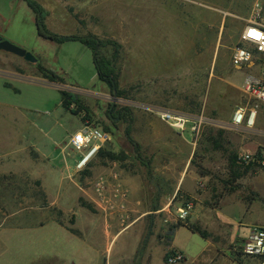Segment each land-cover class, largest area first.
Wrapping results in <instances>:
<instances>
[{"label": "rangeland", "instance_id": "obj_1", "mask_svg": "<svg viewBox=\"0 0 264 264\" xmlns=\"http://www.w3.org/2000/svg\"><path fill=\"white\" fill-rule=\"evenodd\" d=\"M33 1L45 11L50 32L103 41L102 54L115 62L123 96L112 111V90L99 79L90 48L39 36L27 2L0 0V37L38 59L29 63L0 51L25 65L6 59L0 76V264H163L168 252L177 251L172 245L184 249L188 261L206 249L203 263L214 254L212 242L234 259L233 248L245 238L234 231L241 222H264V206L246 213L248 203L230 204L221 212L226 224L209 209L220 208L222 196L225 202L234 197L246 202L255 189L264 202V168L238 163L243 153L264 152V133L258 131L264 105L254 129H233L235 110L247 99L225 84L238 79L232 54L237 46L247 47L241 35L255 20L256 3L264 0ZM112 42L120 46L117 60ZM40 65L61 80H43ZM9 71L25 75L14 79ZM60 90L70 92L89 115L67 111ZM147 108L191 119L186 128L196 153L182 172L206 178L198 187L201 198L176 194L161 200L174 182L161 169L182 164V156L164 138L145 137L142 143L140 119L155 115ZM83 126L108 129L105 151L122 160L96 156L77 172L82 154L71 147V138ZM177 144L183 146L182 140ZM102 178L107 185L100 193ZM115 185L125 197L115 196ZM199 202L209 228L194 216ZM188 204L192 210L182 219L180 209ZM179 222L205 229L211 238L184 229L169 236Z\"/></svg>", "mask_w": 264, "mask_h": 264}, {"label": "built area", "instance_id": "obj_2", "mask_svg": "<svg viewBox=\"0 0 264 264\" xmlns=\"http://www.w3.org/2000/svg\"><path fill=\"white\" fill-rule=\"evenodd\" d=\"M257 14L255 20L245 27L241 41L245 46H237L232 54L231 62L234 68L247 67L256 64L260 68V78L247 80L243 87L247 102L236 108L233 115L231 126L233 129H254L258 119V110L264 105V1L256 3ZM160 119L175 128L179 132H185L187 123L190 121L185 115H179L168 110L158 111ZM202 120L200 124H202ZM197 124L193 126V132L197 129ZM111 141V134L105 130L93 127L83 126L71 138V147L81 152L82 156L77 161L76 170L81 172L85 170L92 160L98 155L100 150ZM238 163L243 165H259L264 168V152L257 155L252 153H243L238 157ZM107 185V180L102 178L98 183L97 190L102 193ZM115 196L122 195L119 185H115ZM192 210V205L180 209V218H186ZM236 258L241 261L250 259H261L264 257V227H256L234 247ZM184 255L176 251L170 255L167 262L169 264H178L184 261Z\"/></svg>", "mask_w": 264, "mask_h": 264}, {"label": "crops", "instance_id": "obj_3", "mask_svg": "<svg viewBox=\"0 0 264 264\" xmlns=\"http://www.w3.org/2000/svg\"><path fill=\"white\" fill-rule=\"evenodd\" d=\"M6 59L11 63H15L20 68H25V65L21 62L19 63V62H16L14 59L4 58V57L0 56V69L3 70V72L0 70V76H2L1 74H4L5 68L3 66V63H4V60H6ZM235 69L237 70V73H238V79L235 81L228 80L225 83L226 88L229 90H237V91L240 90L241 91L240 93L244 97H246V95L243 92L244 84L248 79L249 80L259 79L260 78V68L256 64H251L247 67L235 68ZM9 72H10L9 75L14 79L21 78L22 75H25L23 73L19 74V73L12 72V71H9ZM41 78H42V76H41ZM26 79L30 80V78H23L22 80H26ZM231 88H234V89H231ZM146 111H147V113L155 114V115L146 114L140 119V122L142 124L141 127L143 129V132L141 134L143 137L142 143L145 142V137L147 140L149 138V139H154V141H159V142L162 138H164L169 143H172V144L174 143L172 145V148H174V150H176L177 155H180V157L182 156V161H181L182 164L178 165L176 162H174V163H170V165H168V166L167 165L164 166L163 169H161L162 173H164L163 176H166L169 179L172 178L174 180V182H172L173 183L172 184V190H170V192L167 194H162L163 196L161 197V200L163 199V201H166L167 199H169V197L174 198L176 194H179L182 196L185 195L186 197H194V198L200 197L198 194V187L204 186V185H202V181H204L206 178L201 177L197 174L185 175V177H184V172H182V171L186 170L187 162H190L194 158L195 153H196L195 145L192 143V139H191L192 133H190V132L187 133V128H186L185 132H179L175 128L171 127L169 124L163 122L160 119L159 114H158V111H160V110H156V111L153 110L152 111L149 108H147ZM260 115L263 118L260 117V122H258V131H261L262 133H264L263 132L264 131V116L262 114V110L260 112ZM154 116H156V117H154ZM154 120L157 123V126H156L157 128L156 127L154 128ZM256 125H257V123H256ZM167 126H168V129L165 130V127H167ZM162 128L164 130L161 132ZM186 133L188 134V136L186 135ZM162 134H164V135H162ZM172 138H174V139H172ZM179 140H182L183 146L181 144H179V145L177 144ZM181 167L183 170L181 169ZM249 175H250V177H252V180L255 179L254 175H251V173ZM239 180H241V177H240V179L239 178L237 179V181H239ZM127 183H128V181H127ZM254 192H257L259 195L256 196L257 193H255V197L247 199L246 202L239 200L238 197H234L232 200L228 199V201L225 202V201H223V196H222L221 207L215 208V209H209V210H210V212H214L216 214L215 216L220 220L221 223L226 224V223H224V220L221 216V212L223 211L224 207L229 206L230 204H234L237 202L244 203V204L248 203V205L246 207L247 208L246 213H248L252 209H255V207L257 205L259 206V204L264 206V202L260 198V197H262L261 194L258 192L257 189H255ZM200 198H198L197 200L199 201ZM219 213H220V216H218ZM194 216L200 222H203L202 221V218H203L205 226L209 228L210 222L207 220V217H208L207 212L203 208V206L200 204V202L196 206V208L194 209ZM227 225H229V224H227ZM256 227H264V222H259V221L258 222L249 221L246 223L241 222L240 226L234 231V233H235L234 235H237L238 232H240L239 234L244 235L246 237L251 232V230H253ZM182 229L190 231L189 229H187L185 227H181V228H178L176 230L175 234H177ZM231 237H233V236L231 235ZM209 243L211 244V241ZM211 247L214 251L213 252L214 254L211 257H209L208 261H207V259H205L202 263L203 257L206 254V249L202 250L201 252H199L198 255H196V257L191 258V260L188 261L189 260V258H188L189 254H187L184 251V249H182L180 247H173V245H172V248L181 252L184 255L185 259H184L182 264H240L231 258L230 253L227 252L224 254H220V252L217 250L216 245L213 242L211 244ZM249 261L248 260L242 261L241 264H258V263L264 264V260H262V259H250ZM163 262H164L163 264H169L164 259H163Z\"/></svg>", "mask_w": 264, "mask_h": 264}, {"label": "trees", "instance_id": "obj_4", "mask_svg": "<svg viewBox=\"0 0 264 264\" xmlns=\"http://www.w3.org/2000/svg\"><path fill=\"white\" fill-rule=\"evenodd\" d=\"M28 3L29 7L34 11L35 16H36V24H37V28H38V33L39 36L54 41L56 43H65L68 41H78L81 42L82 44H84L85 46H87L88 48H90L93 52V60H94V65L98 74V77L101 81L108 83V85L110 86L112 93L114 88H116L117 90V95L118 98L123 96V93L119 90V82H118V72L117 69L115 67V62L113 63L111 60H109L108 58H106L103 54H102V48L104 47V43L101 39L95 37V36H86V37H81V36H59L57 34H54L52 32H50L47 27H46V16H45V11L40 7V5L38 3H36L33 0H24ZM113 46H115L117 48L116 52H115V60H117L119 58V48L120 46H118L116 43H113ZM39 73L41 74L42 78L48 82H50L51 84H57L59 82L60 77L53 71L46 69L43 66H39ZM61 93V99H62V106L69 112H71L74 115H77L78 113L84 111L86 112V115H89L88 110L85 109L76 99L75 97L68 91L66 90H60ZM73 105L76 106V108H73ZM117 104H111V109L112 111L117 109ZM124 112H126L125 109H122L119 111V115L121 117V114H124ZM110 118L112 119V117L110 116ZM106 132L109 133L108 129H106ZM127 136L128 138L130 137V131H127ZM97 156L100 157H104L107 159H110L112 161H119L122 160L120 155H117L113 152H106L105 148H102L100 150V152L98 153ZM236 162V157L234 158V160L232 161V165L236 166L235 164ZM235 174V173H234ZM235 177H239L238 175L235 174ZM181 227H185L187 229H189L192 233L194 234H198L200 235L203 239L208 240L211 238V234L205 230V229H201L200 227H190V226H186L185 224L179 222L177 225H174L173 227H171L170 229V235H174L175 234V230ZM170 252H168L165 256V261L167 262V258L169 257ZM232 255L234 256V260L238 263H242V261L239 258H236L235 256V252H234V248L232 250ZM262 260H264V257L261 258Z\"/></svg>", "mask_w": 264, "mask_h": 264}, {"label": "water", "instance_id": "obj_5", "mask_svg": "<svg viewBox=\"0 0 264 264\" xmlns=\"http://www.w3.org/2000/svg\"><path fill=\"white\" fill-rule=\"evenodd\" d=\"M0 51L15 55V56L20 57V58H23L25 61H27L29 63L35 64L38 62V59L34 55L27 52L25 49L12 44L9 41L3 40L1 37H0ZM113 98H114V104H115L117 99H118L116 88H114V90H113Z\"/></svg>", "mask_w": 264, "mask_h": 264}]
</instances>
